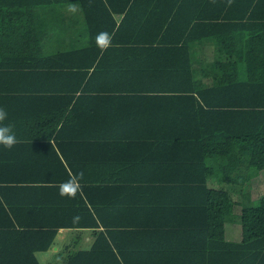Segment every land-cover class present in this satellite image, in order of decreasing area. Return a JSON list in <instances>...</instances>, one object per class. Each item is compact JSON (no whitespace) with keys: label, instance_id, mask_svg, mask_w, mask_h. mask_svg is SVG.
<instances>
[{"label":"trees","instance_id":"obj_1","mask_svg":"<svg viewBox=\"0 0 264 264\" xmlns=\"http://www.w3.org/2000/svg\"><path fill=\"white\" fill-rule=\"evenodd\" d=\"M63 3L78 4L85 13L89 33L97 35L118 36L120 25L115 26L112 18L110 25L92 22L93 14H109L120 5L127 14L136 6L150 8L148 13L155 12V18L139 12L138 21L126 24V33L143 35V43L148 46L154 45L153 40L159 36L156 49L166 50L169 60L157 58L149 64V71L138 73H144L142 78L152 84V90L126 94L127 105L119 110L126 120L106 122L107 130H118L122 122L132 129L138 127L139 132L150 131L153 138L147 136L143 142L158 156L143 158L137 167L145 173L144 166L152 164L144 178H152L158 185L119 186L127 171L123 167L105 178L116 183L112 188L80 187L83 193L78 191L69 204L53 206L63 207L59 210H68L72 217L31 224L48 227L46 245L59 226L101 227L91 249L76 253L71 264H81L82 260L83 264H132L134 260L181 264L194 259L203 264H264V181L258 177L264 172V0H232L230 6L228 0H0V75L71 67L65 66L63 54L46 57L37 48L41 16ZM182 7L190 10L182 13ZM180 13L186 18L182 24L174 22ZM202 25L206 26V38L216 53L213 61L220 70L213 74L203 70L196 77L187 62L190 44L176 40L188 37L190 32L194 35ZM173 33L174 41H164ZM92 45L98 48L85 70L93 62L92 70L102 64L96 53L104 42ZM4 79L0 76V81ZM27 123L32 124L30 130L41 133L57 125L42 127L43 120L38 117ZM71 126L70 121H64L57 135ZM158 148L163 151L158 153ZM239 175L248 183L256 179L253 190L257 198L241 208V238L233 241L224 236V223L231 220L235 203L226 186ZM209 178L221 185L208 187ZM107 190L110 194L105 197ZM146 192L161 198L147 197ZM82 194H91L89 205ZM66 205L72 209L64 208ZM124 213L128 217L121 216ZM73 217L78 219L74 221ZM199 230L203 233H193ZM198 237L201 244L191 242Z\"/></svg>","mask_w":264,"mask_h":264},{"label":"crops","instance_id":"obj_2","mask_svg":"<svg viewBox=\"0 0 264 264\" xmlns=\"http://www.w3.org/2000/svg\"><path fill=\"white\" fill-rule=\"evenodd\" d=\"M117 8L114 11L110 10L109 14L101 12L92 16V22L96 20L110 25L113 20L115 26L120 25V34L110 35L109 42L105 35L89 33L85 13L78 4H56L52 13L41 16L39 24L42 30L40 36L36 38L37 48L46 57L63 54L67 63L65 66L71 67L64 70H24L11 77L6 73L0 75L5 78L4 81H0V107L7 110L6 123L14 126L13 130L19 140L11 150L0 145V177H3L0 180V264H71L76 253L91 249L101 227L59 226L46 245L48 239L45 230L48 227L31 225L45 221L53 223V219L60 217H72L68 210L64 209V213L59 210L63 207L54 209L53 206L58 208L60 204H65L64 202L69 204L73 200L68 196H61L58 185L67 182L65 187L71 190L70 188L74 186L72 181L76 179L75 174L82 172L85 178V181L79 180V189L82 186L112 188L111 186H115L116 183L106 182L105 178L123 167H126L127 171L123 178L124 183L119 186L149 188L158 185L154 179L144 178L147 177L150 168L154 167L152 164L147 163L144 166L145 173L141 166L137 167L143 158L158 156L146 141L143 142L147 136L153 138L150 131L139 132L136 130L138 127L132 129L126 124L122 125V122L118 130H107L106 122L113 119L117 122L126 120V116L119 111L127 105L126 94L129 91L148 90L152 86L144 82L142 78L144 73L140 76L138 73L149 71L147 70L149 64L153 65L157 58L162 62L166 59L168 62V53L166 50L161 51V48L156 49L159 46L157 43L159 36L153 40L154 45L148 46L146 44L149 43H143L145 38L143 35L135 32L126 33V24L138 21L141 16L139 12L145 11L146 16L154 18L155 12L148 13L150 8L136 6L133 12L127 14L122 11L121 5ZM181 9L183 13L189 8ZM185 19V14L180 13L174 22L182 24ZM197 27L199 29L194 35L190 32L188 37L176 41L190 44L186 51L189 53L187 62L190 70H194L195 76L199 77L203 70L213 74L220 69L213 61L216 53L206 38V26ZM173 28L175 29V26L172 25L171 29ZM175 38L176 33H173L167 35L164 41H174ZM102 41L104 45L96 53V57L101 56L100 68L92 70L95 65L93 62L89 69L85 70L86 64L94 55L93 51L98 48L92 44ZM28 115L30 117H25ZM35 117L43 120L42 127L46 124L49 129L50 125L51 127L53 124L57 125L52 131L42 133L32 131L30 130L32 124L28 125L27 122ZM64 121H70L72 126L57 135L59 125ZM163 150L158 148V153ZM64 170L69 172L71 177L68 178ZM111 171L113 172L110 173ZM239 177L240 175L235 182L226 186L235 203L232 207L231 220L224 223V236L225 239L233 241L241 238V208L256 202L257 198L253 190L256 179L248 183L241 176L243 178L241 190L233 189V186L239 183ZM258 177L264 181V172ZM206 185L217 187L221 184L209 178ZM223 185L225 187V184ZM246 191L250 202L241 205L244 203L243 194ZM108 194L109 191L105 192L104 196ZM148 194L153 195L155 199L161 198L158 194L155 196L150 192H146L147 197ZM90 195L82 194L88 205L87 198H90ZM137 196L140 198L141 194L137 192ZM239 204L241 207L236 209ZM66 207L68 206H64ZM127 214L121 216L128 217ZM191 242L201 244V239L198 237ZM200 261L194 259L181 264H203ZM160 262L174 264L167 260ZM132 264L152 263H138L134 260Z\"/></svg>","mask_w":264,"mask_h":264},{"label":"clouds","instance_id":"obj_3","mask_svg":"<svg viewBox=\"0 0 264 264\" xmlns=\"http://www.w3.org/2000/svg\"><path fill=\"white\" fill-rule=\"evenodd\" d=\"M214 2V0H213ZM232 0H228L229 6L231 5ZM75 11V9H73ZM108 37V41L110 42L111 37L107 33H102ZM8 120V112L5 108L0 107V145H2L5 149L11 150L18 142V138L13 130L14 126L10 123H6ZM83 179V173L79 172L76 174V179L72 181L74 184L73 188L69 190L65 187L67 182H61L58 185L59 194L61 196H68L69 198H75L76 193L79 191V180ZM78 217H73L75 221Z\"/></svg>","mask_w":264,"mask_h":264},{"label":"rangeland","instance_id":"obj_4","mask_svg":"<svg viewBox=\"0 0 264 264\" xmlns=\"http://www.w3.org/2000/svg\"><path fill=\"white\" fill-rule=\"evenodd\" d=\"M242 180H243V178L240 176V177H239V183L236 184L235 186H233V189H234V190H236V189H237V190H241V188H242V184H243V181H242ZM247 191H248V190H247ZM247 191L243 194V195H245V197H243V200H244L243 202H244V203H241V205H243V204H247L248 202H250V199H248V196H247V193H248ZM241 205L239 204V206H238L236 209H238L239 207H241Z\"/></svg>","mask_w":264,"mask_h":264}]
</instances>
